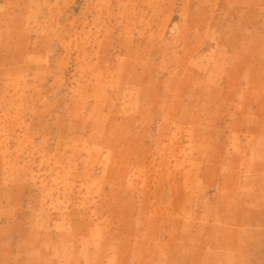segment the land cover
<instances>
[{
    "label": "rangeland",
    "instance_id": "374dc122",
    "mask_svg": "<svg viewBox=\"0 0 264 264\" xmlns=\"http://www.w3.org/2000/svg\"><path fill=\"white\" fill-rule=\"evenodd\" d=\"M0 264H264V0H0Z\"/></svg>",
    "mask_w": 264,
    "mask_h": 264
}]
</instances>
